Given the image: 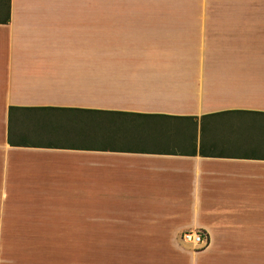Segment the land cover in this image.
Masks as SVG:
<instances>
[{
	"label": "crops",
	"instance_id": "0c3cea01",
	"mask_svg": "<svg viewBox=\"0 0 264 264\" xmlns=\"http://www.w3.org/2000/svg\"><path fill=\"white\" fill-rule=\"evenodd\" d=\"M8 239L81 242L49 264L264 257V0H0Z\"/></svg>",
	"mask_w": 264,
	"mask_h": 264
},
{
	"label": "rangeland",
	"instance_id": "374dc122",
	"mask_svg": "<svg viewBox=\"0 0 264 264\" xmlns=\"http://www.w3.org/2000/svg\"><path fill=\"white\" fill-rule=\"evenodd\" d=\"M188 252H196L184 246ZM81 248L79 241H49V240H0V264H49L50 249H66L69 254H76ZM203 251V250H202ZM264 264V257H234L233 263Z\"/></svg>",
	"mask_w": 264,
	"mask_h": 264
},
{
	"label": "built area",
	"instance_id": "2783aa9c",
	"mask_svg": "<svg viewBox=\"0 0 264 264\" xmlns=\"http://www.w3.org/2000/svg\"><path fill=\"white\" fill-rule=\"evenodd\" d=\"M180 240L184 246H188L196 252L205 250L210 246L208 235L201 230L184 232Z\"/></svg>",
	"mask_w": 264,
	"mask_h": 264
}]
</instances>
